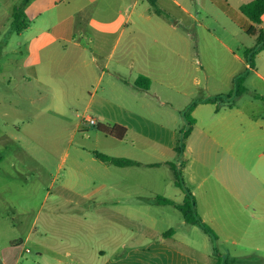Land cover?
I'll return each instance as SVG.
<instances>
[{
    "label": "rangeland",
    "instance_id": "obj_1",
    "mask_svg": "<svg viewBox=\"0 0 264 264\" xmlns=\"http://www.w3.org/2000/svg\"><path fill=\"white\" fill-rule=\"evenodd\" d=\"M235 1L229 0L232 6L220 1L222 11L212 0L205 10L192 9L207 26L200 32V53L187 63L161 66L172 74L171 81L155 80L154 90L171 104L159 107L155 103V110L144 106L141 113L158 122H168L172 114L183 134L187 128L184 112L192 102L233 93L235 78L247 74V91L233 98L232 105L264 121V39H260L264 15L262 24L256 25L233 6L240 0ZM140 7L155 9L149 0H143ZM173 8L192 22L180 7ZM252 28L254 36L248 33ZM247 50L257 53L246 56ZM10 76H0L4 89L0 94V264L13 257L20 264H264V157H259V148L242 158L233 175L227 161V186L220 189L215 206L198 208L216 232L214 239L199 226L186 223L175 207L150 202L164 191L158 171H146L143 192H139L144 203L131 202L128 208L98 205L85 198L90 189L74 174L75 159L78 155L92 158L94 153L109 155L112 150L107 144H119L88 122L89 118L100 122L96 112L85 109L95 80L84 98L64 97L58 114L48 92L40 96L35 89L32 104L23 100L16 90L22 85L17 78L12 81L14 92L7 95L4 86ZM106 82L104 78L101 93ZM257 130L264 137V128ZM240 146L247 145L241 142ZM174 162L187 183L188 162L184 169L180 158ZM87 174H92L91 169ZM180 191L171 186L167 193L180 203V196L176 198ZM105 195L99 192L97 197ZM126 214L137 217L130 221ZM170 229L173 234L167 233Z\"/></svg>",
    "mask_w": 264,
    "mask_h": 264
},
{
    "label": "crops",
    "instance_id": "obj_2",
    "mask_svg": "<svg viewBox=\"0 0 264 264\" xmlns=\"http://www.w3.org/2000/svg\"><path fill=\"white\" fill-rule=\"evenodd\" d=\"M142 1L0 0V76L7 78V73L11 74L4 86L7 95L15 90L14 78L19 79L22 85L16 90L30 104L34 102L35 89L40 96L50 93L56 106L53 111L58 114V105H64V97L84 98L90 83L96 81L85 109L97 113L100 120L97 126H120L127 131L122 140L99 132L119 143L107 144L112 153L100 156L127 159L135 164L120 167L102 161L97 153L92 158L78 155L72 169L89 186L86 199L98 205L111 203L128 208L131 202L144 203L139 192H143L146 171H158L162 176L159 184H165L164 191L153 202L149 201L173 206L156 202L158 197H163L179 205L185 199V191L176 194V198H181L180 203L167 192L171 186L180 188L171 167L180 158L182 169L188 162L187 183H184L195 197L197 211L199 206L207 210L215 206L220 189L227 186V161L233 175L242 158L249 157L254 149L259 148V157H264V137L257 134L258 127L264 128V121L258 122L236 105L200 103L192 111L195 124L185 140L184 153L179 155L175 144L183 134L178 131L172 114L168 122H158L141 113V107L153 106L155 110L158 109L155 103L159 107L170 106L154 90V81H171L168 77L172 74L162 65L173 61L187 63L192 55L200 53V32L207 26L191 11L195 6L205 10L211 0H149L155 8L153 11L141 8ZM212 1L222 11L220 1L224 0ZM252 1L240 0L233 6L241 12V6ZM174 5L192 22L176 14ZM17 11L24 15L19 21L28 22L20 31L13 30ZM140 77L149 80L144 82L146 87L137 85ZM104 78L107 82L101 93ZM3 90L0 85V94ZM241 142L247 146L242 148ZM90 169L91 175L87 174ZM259 175L257 181L262 182ZM99 192L106 194L104 198L97 197ZM134 192L137 195L131 198ZM126 216L130 221L137 217ZM199 216L207 223L205 215ZM2 264L20 263L13 257Z\"/></svg>",
    "mask_w": 264,
    "mask_h": 264
},
{
    "label": "trees",
    "instance_id": "obj_3",
    "mask_svg": "<svg viewBox=\"0 0 264 264\" xmlns=\"http://www.w3.org/2000/svg\"><path fill=\"white\" fill-rule=\"evenodd\" d=\"M241 12L248 17L254 24L256 25H261L262 24V17L264 15V0H254L250 3L244 4L241 6ZM20 18H24V15L22 12H15L14 14V22H13V30L14 31H20L23 27L28 25V22H20ZM249 34L251 35H256V31L254 28L250 29L248 31ZM260 39H264V35L260 36ZM257 53L255 50H247L246 51V56H249L250 54L254 55ZM251 66H253L252 61L250 60ZM246 75L247 74H242L240 76H237L235 78V90L233 93L228 94L227 96H214L211 98H207L205 100H198L192 102L184 112V117L187 121V128L183 135L178 139L177 143L175 144V151L179 154L182 155L185 151V140L188 137L190 131L192 130L193 125L195 124V119L192 118L191 114L192 111L195 109V107L200 104V103H209V104H217L220 106V104H223L227 102L229 105H232L233 103V98H237L242 96L247 89L244 87V82L246 80ZM146 83L149 82L147 78L140 77L137 81L138 86H145L144 82ZM98 129L100 132L103 134L112 137L117 140H122L126 136V129L122 128L120 126H105V125H99ZM98 157L102 161H109L112 162L113 164L124 167V166H131L134 165L135 162L127 159H117V158H110V157H105V156H100ZM175 178H176V185L180 188H182L185 193V199L183 203L181 204H175L169 199L163 198V197H158L156 202L158 204L162 205H173L176 207L177 210H179L186 223L188 224H193L199 226L207 235L210 237L217 239V235L214 232V230L207 224L205 223L202 218L199 216L198 211H197V204L195 197L192 195V193L185 187V183L182 177V171L177 168L176 165H171ZM182 167V164H181ZM180 167V168H181ZM168 234H173V230H170Z\"/></svg>",
    "mask_w": 264,
    "mask_h": 264
},
{
    "label": "built area",
    "instance_id": "obj_4",
    "mask_svg": "<svg viewBox=\"0 0 264 264\" xmlns=\"http://www.w3.org/2000/svg\"><path fill=\"white\" fill-rule=\"evenodd\" d=\"M89 123L92 125V126H96L97 125V122L94 120V119H90L88 120Z\"/></svg>",
    "mask_w": 264,
    "mask_h": 264
}]
</instances>
